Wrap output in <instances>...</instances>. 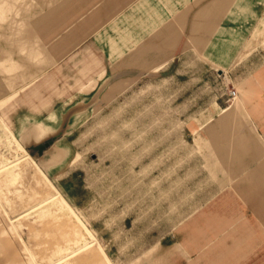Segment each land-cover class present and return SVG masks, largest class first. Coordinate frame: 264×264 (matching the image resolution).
<instances>
[{"label": "rangeland", "instance_id": "obj_1", "mask_svg": "<svg viewBox=\"0 0 264 264\" xmlns=\"http://www.w3.org/2000/svg\"><path fill=\"white\" fill-rule=\"evenodd\" d=\"M45 3L0 0V264H264V168L240 165L264 139L254 81L205 78L204 63L180 60L104 80L92 96L78 93L88 80L69 63L34 95L58 110L45 118L56 128L70 112L67 133L40 155L11 132L10 113L43 84L29 64L59 68L43 65ZM48 133L40 124L26 137Z\"/></svg>", "mask_w": 264, "mask_h": 264}, {"label": "crops", "instance_id": "obj_2", "mask_svg": "<svg viewBox=\"0 0 264 264\" xmlns=\"http://www.w3.org/2000/svg\"><path fill=\"white\" fill-rule=\"evenodd\" d=\"M45 1L37 26L44 42L43 65L52 60L59 62V68L47 74L46 66H28L30 74L37 71L36 80H43V84L29 88L26 102L21 98L17 105L33 112L18 114L19 106L10 113L11 132L17 134L27 150L58 132L70 113L68 110L62 114L63 122L56 128L45 120L58 115L55 106L47 110L43 105L37 107L34 100L45 80H52L57 74L55 71L60 69L64 77V65L69 63L73 65L67 67L74 70L81 68L77 80L83 76V80H88L77 83L78 93L95 96L104 80H114L110 85L138 80L148 69H171L180 60L193 63L196 59L209 70L205 78L210 74L222 80L229 75L236 80L254 81L249 93L253 127L264 133V0ZM40 124L49 133L36 141L27 138ZM194 131L202 132L203 125ZM252 132L255 131L251 128L249 133L254 136L256 133ZM263 140L254 141L260 151L240 163L245 170L260 165L264 168ZM181 244L189 242L178 243L180 247Z\"/></svg>", "mask_w": 264, "mask_h": 264}, {"label": "water", "instance_id": "obj_3", "mask_svg": "<svg viewBox=\"0 0 264 264\" xmlns=\"http://www.w3.org/2000/svg\"><path fill=\"white\" fill-rule=\"evenodd\" d=\"M68 117V116H67ZM68 118H66L63 126L61 129L56 132L55 134H52L51 136H48L45 138L42 142H39L37 144H33L32 146H29L28 150H36L40 155H43L45 151H48L53 147L55 142L61 138L64 134L67 133L68 131Z\"/></svg>", "mask_w": 264, "mask_h": 264}, {"label": "built area", "instance_id": "obj_4", "mask_svg": "<svg viewBox=\"0 0 264 264\" xmlns=\"http://www.w3.org/2000/svg\"><path fill=\"white\" fill-rule=\"evenodd\" d=\"M237 94H238V91L236 90V89H231V90H228V92H224L223 94H222V96H224V95H228V96H232L233 98L234 97H236L237 96Z\"/></svg>", "mask_w": 264, "mask_h": 264}]
</instances>
